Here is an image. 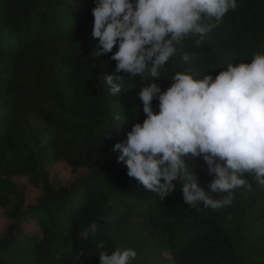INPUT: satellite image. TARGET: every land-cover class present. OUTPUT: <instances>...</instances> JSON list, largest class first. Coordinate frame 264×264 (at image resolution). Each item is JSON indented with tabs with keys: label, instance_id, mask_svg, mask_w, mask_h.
<instances>
[{
	"label": "trees",
	"instance_id": "16d2710c",
	"mask_svg": "<svg viewBox=\"0 0 264 264\" xmlns=\"http://www.w3.org/2000/svg\"><path fill=\"white\" fill-rule=\"evenodd\" d=\"M92 6L0 0V264H79L77 252L80 264H98L99 240L108 250L134 248L132 264H264V186L252 174H244L251 190L235 188L229 205L190 208L182 181L162 199L115 162L112 144L135 122L148 78L125 75L119 96L108 95L103 75L115 61L95 55ZM177 47L194 55L184 62L177 54L161 70L162 91L183 67L199 73L264 51V0H237L199 47ZM114 113L125 118L119 128H110ZM184 159L206 188L203 161ZM94 220L96 235L80 239Z\"/></svg>",
	"mask_w": 264,
	"mask_h": 264
},
{
	"label": "clouds",
	"instance_id": "9594fccd",
	"mask_svg": "<svg viewBox=\"0 0 264 264\" xmlns=\"http://www.w3.org/2000/svg\"><path fill=\"white\" fill-rule=\"evenodd\" d=\"M91 2L95 55L115 61L113 73L103 75L108 95L119 96L125 75L129 80L148 78L136 93L135 122L126 138L111 147L126 175L162 199L182 181L179 193L190 208L198 203L212 209L229 205L235 188L251 190L245 173L264 186V51L210 64L199 73L183 67L172 72L163 91L157 83L161 70L175 63L173 57L179 54L181 61L189 62L194 55L177 45L191 40L199 47L237 7V0ZM124 119L122 113H114L110 128H119ZM186 156L203 161L211 177L206 188L186 165ZM99 227L94 220L78 237L88 240ZM95 247L98 264H132L137 257L134 248L116 245L108 250L103 240ZM81 256L77 252L73 260L80 264Z\"/></svg>",
	"mask_w": 264,
	"mask_h": 264
}]
</instances>
